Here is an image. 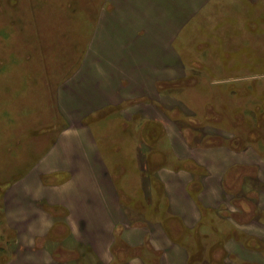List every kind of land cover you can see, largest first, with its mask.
Returning <instances> with one entry per match:
<instances>
[{
    "label": "crops",
    "instance_id": "1",
    "mask_svg": "<svg viewBox=\"0 0 264 264\" xmlns=\"http://www.w3.org/2000/svg\"><path fill=\"white\" fill-rule=\"evenodd\" d=\"M176 1L107 0L78 67L53 91L59 134L10 191L11 204L5 196L15 237L6 264H262L252 240H264V137L243 130L253 122L243 104L230 117L206 102L201 122L183 99L199 73L185 71L169 41L174 23L169 35L164 26ZM101 110L141 132H127L126 154L103 152L85 123ZM129 165L138 172L131 195L117 186ZM191 233L224 240L191 253L176 243ZM66 234L81 252L44 245Z\"/></svg>",
    "mask_w": 264,
    "mask_h": 264
},
{
    "label": "rangeland",
    "instance_id": "2",
    "mask_svg": "<svg viewBox=\"0 0 264 264\" xmlns=\"http://www.w3.org/2000/svg\"><path fill=\"white\" fill-rule=\"evenodd\" d=\"M179 1L167 11L178 15H166L164 26L169 35L170 24L174 23L169 41L180 54L185 71L192 76L199 73L198 83L186 88L183 99L198 110L201 122L206 102L225 109L230 117L238 104H243L242 110L249 111L254 122L247 123L243 130L250 132L253 128L258 131L256 136L264 137V0H185L188 4L181 7L177 6ZM108 7L107 0H0V264L14 259L15 237L13 224L7 221L5 196L11 190L12 194L28 171L39 164L59 134L64 121L53 97L56 83L76 70L100 14ZM174 15L177 22L171 21ZM120 121L117 112L108 110L85 119L103 152L126 154L130 150L127 132L139 139L140 131L130 126L125 132ZM222 126L226 128V120ZM259 142L264 145V140ZM129 168L132 171L117 186L126 183L122 188L131 195L128 185L138 183V172L132 165ZM11 198L7 197L8 204ZM146 210L155 220L167 217L164 209ZM222 237L213 234L198 240L191 233L176 243L194 253L201 246L223 242ZM252 241L264 264V240ZM43 242L48 246L58 242L81 252L68 234Z\"/></svg>",
    "mask_w": 264,
    "mask_h": 264
}]
</instances>
